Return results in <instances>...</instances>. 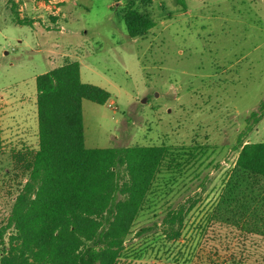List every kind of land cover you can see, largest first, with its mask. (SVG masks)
<instances>
[{
	"label": "rangeland",
	"instance_id": "1",
	"mask_svg": "<svg viewBox=\"0 0 264 264\" xmlns=\"http://www.w3.org/2000/svg\"><path fill=\"white\" fill-rule=\"evenodd\" d=\"M185 1L0 0V224L24 181L13 156L37 147L35 77L77 60L81 81L110 93L82 101L86 147L171 152L118 264H195L215 246L225 264H264V197L226 188L238 142L264 141V115L246 119L264 99V0ZM128 6L155 21L142 37L126 32ZM180 204L181 236L167 240L161 220Z\"/></svg>",
	"mask_w": 264,
	"mask_h": 264
},
{
	"label": "trees",
	"instance_id": "2",
	"mask_svg": "<svg viewBox=\"0 0 264 264\" xmlns=\"http://www.w3.org/2000/svg\"><path fill=\"white\" fill-rule=\"evenodd\" d=\"M174 2L187 6L185 0ZM122 18L130 37H142L155 26L146 11L131 6ZM35 86L37 147L13 156L24 181L0 224V264H118L170 149L165 144L86 147L82 101L104 104L110 93L82 82L77 60L36 75ZM263 115L264 99L246 119L258 122ZM236 148L234 178L226 188L239 194L243 183L264 197V141H239ZM189 210L180 204L166 212L160 223L165 239L180 238ZM197 252L195 264H225L216 246L205 255L202 248Z\"/></svg>",
	"mask_w": 264,
	"mask_h": 264
}]
</instances>
